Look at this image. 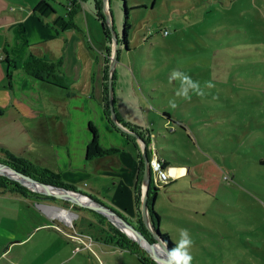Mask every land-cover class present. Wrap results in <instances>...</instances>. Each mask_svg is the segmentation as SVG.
Returning a JSON list of instances; mask_svg holds the SVG:
<instances>
[{
  "label": "rangeland",
  "instance_id": "374dc122",
  "mask_svg": "<svg viewBox=\"0 0 264 264\" xmlns=\"http://www.w3.org/2000/svg\"><path fill=\"white\" fill-rule=\"evenodd\" d=\"M108 4L114 19L111 34L118 35L121 49L120 65L111 76L117 70L126 94L147 104L142 118L143 126L154 125L148 143L151 157L155 158L157 145L171 165L184 164L190 170L187 176L163 182L168 183L165 188L159 186L155 209L161 226L173 240L180 229L189 231L194 241L192 264H264V0H108ZM127 18L129 49L122 40ZM95 50L80 55L92 75L97 69L102 74L105 63L104 51ZM121 67L129 69L134 80L123 79ZM177 68L201 83L203 97L194 95L190 101L175 97V81L169 77ZM207 81L215 87H203ZM173 98L178 103L175 109L168 106ZM118 112L122 113L120 108ZM135 118L127 120L139 124ZM39 201L64 207L57 204L61 201ZM67 209L51 206L50 211L62 210L57 214L66 218L75 215L77 224L84 221L81 213ZM147 210L140 214L153 234L156 228ZM129 264H140L130 251Z\"/></svg>",
  "mask_w": 264,
  "mask_h": 264
},
{
  "label": "crops",
  "instance_id": "0c3cea01",
  "mask_svg": "<svg viewBox=\"0 0 264 264\" xmlns=\"http://www.w3.org/2000/svg\"><path fill=\"white\" fill-rule=\"evenodd\" d=\"M99 1L0 0V148L59 173L65 182L135 222L134 193L142 143L135 136V141L130 140L121 127L127 129L128 124L151 131L154 125L143 126L147 104L133 93L126 94L117 70L111 79L117 107L114 122L121 129L105 114V88L107 84L109 88L110 77H105L104 70L110 66L115 48L113 37L105 38L98 12L112 26L114 19L108 0ZM93 46L97 52L104 51L102 74L97 69L92 75L80 58L94 51ZM107 47H111L110 56ZM33 59L45 61L60 85L31 74L27 62ZM120 70L123 79L131 78L129 69ZM133 115L139 124L127 120ZM91 125L102 148L119 150L88 157L94 136ZM155 149V156L170 161L157 145ZM186 167L168 166L169 179L187 176ZM38 202L16 192L0 191V264H129V250L106 240L95 215L78 211L84 221L69 225L54 216L51 205L39 206Z\"/></svg>",
  "mask_w": 264,
  "mask_h": 264
},
{
  "label": "trees",
  "instance_id": "16d2710c",
  "mask_svg": "<svg viewBox=\"0 0 264 264\" xmlns=\"http://www.w3.org/2000/svg\"><path fill=\"white\" fill-rule=\"evenodd\" d=\"M97 1H99V0H97ZM98 3H100V1ZM98 14L102 18V30H103V33L105 35V38L108 40H111L112 39V35H111L112 28L108 25L103 13L98 12ZM129 28H130V23H129V20L127 18L124 22L122 40L128 49H129V40H128ZM118 42H120V40H118ZM120 50H121L120 48L117 49V54H119ZM107 55H109V56L111 55V47H107ZM7 62L10 63L9 60ZM46 67H47V63L45 61H43L42 59H33V60L27 62L28 70L36 78H39V79L46 81V82H49V83L58 84L54 81L55 74L52 72H49L46 69ZM109 70H110V66L107 65L105 67V70H104L105 71V77H107V79H108V74H110ZM58 85H60V84H58ZM112 86H113V80H112ZM108 91H109V88H108V84H107V86L105 88V100H104L105 114H106L108 120L113 124L114 127L117 126L119 129H121L113 121V119L111 117ZM164 115H166V117H168V119L171 118V115L167 112H164ZM167 122L170 125L169 120H167ZM125 126L127 127V129H129V131L137 132L139 134V136L146 143L145 150H146V155L148 156V160H149V164H150L152 157H151V150L148 149V143L151 142L152 132L149 129L145 130L144 127H134V126H129L128 124H125ZM91 130H92L94 136H93L91 143L88 146V154H87L88 157H93L95 155L111 154V153H115L116 151L119 150L118 148H115V147L102 148L98 144L97 130L92 125H91ZM126 135L129 137L130 140L135 141L136 138L134 136H132L130 133H126ZM156 141H157V139L155 137L154 142H156ZM159 151H160V149H159ZM159 158H161V157H159ZM161 159H163L162 160L163 167L167 168L168 166L171 165L170 161H167L164 158H161ZM0 161L10 165L11 167H13L19 171H22V172L32 176L33 178H35L39 181L49 183V184H53V185L60 186V187L78 190L74 184L65 182L61 178L59 173H54L48 169L39 167V166L33 164L30 160H28L24 157L18 156L17 154H14L9 149L3 148V147L0 148ZM138 162H139V167H138V173H137V178H136V183H135V193H134L135 194V204L137 207V214H136L137 216L135 218V222L133 220H130V219H127V220L129 222H131L135 227H137L140 231H142L144 233V235L147 236V238L151 242L152 241L154 242V241H156V238L154 237L153 234H150L148 229L145 227L143 220H142V217H141V214H140L142 212V184L144 181V172H145V163H144L143 156H142V148H140V147L138 149ZM187 169H188V172H190L189 168H187ZM150 172H151V177H150L149 187L147 190V208H148L149 217H150L151 221L153 222V224L155 225L156 230L159 229L158 236L163 240L164 243H166L167 247L172 249L175 247V241L173 240L172 235L170 234V231L168 229H164L161 226V214H159V212L155 209V201H156V198L158 195V190L160 188L159 186L162 184V187L165 188L168 185V183L163 185V182L162 183L158 182L156 184L153 180L151 168H150ZM0 191L1 192H7V191L16 192V193H18L24 197H29V198L37 199V200H48V201L54 202V203H57V201H61L63 204H61V203H57V204H60V205L67 207V208H72L76 212L81 211V210L88 211L92 215H95L96 218L99 220V223L102 226L101 232L106 235V238H107L106 240H109L110 242L115 243L119 247L125 248V249L129 250L130 252L134 253L137 256L140 264H156V262L147 254L146 251H144L142 248H140L137 243H135L133 240L128 238L125 235V233H123L118 227H116L104 215H102L99 212H96L92 209L81 206L79 204L72 203L68 200H61V199L59 200L58 198H56L54 196H46V195H42V194H37V193L31 191L30 189H28L26 186L19 183L18 181L11 179L9 177H6L4 175H0Z\"/></svg>",
  "mask_w": 264,
  "mask_h": 264
},
{
  "label": "water",
  "instance_id": "95a60500",
  "mask_svg": "<svg viewBox=\"0 0 264 264\" xmlns=\"http://www.w3.org/2000/svg\"><path fill=\"white\" fill-rule=\"evenodd\" d=\"M110 25V24H109ZM110 27L113 30L112 25H110ZM117 34H112L113 37V43H114V53L111 59V63H110V78H109V91H108V98H109V104H110V112H111V117L113 119V121H117L116 117H115V109H114V103H113V86H112V73L115 69V67L117 66V59H118V54H117V49H118V39H117ZM120 125V124H119ZM124 131H127L128 133L132 134L133 136L137 137L140 141H141V148H142V156H143V160L145 163V172H144V182L143 185L145 184L146 187H149V183H150V177H151V172H150V167H149V160H148V156L146 155V143L144 142V140L139 136L138 133H136L135 131H129L128 129H126L125 127H121ZM0 165L6 169H11L12 171H14L17 175H19L20 177H14L12 175H9L3 171H0V175H4L6 177H9L11 179H14L16 181H18L19 183H21L22 185L26 186L28 189H30L31 191L37 193V194H42V195H46V196H54L56 198H62L65 200H69L72 203H76L79 204L81 206L93 209L103 215H105L106 217H108L109 220H111L113 222V224H115L121 231L125 232L133 241H136L143 249H145V251H147L149 253V255L151 256L152 259L155 260V262L157 264H159V262L154 258V256L151 254V252L144 247L137 239H135L133 236L129 235L120 225H118L109 215V213H111L112 215L116 216L117 218H119L124 224H126L127 226L131 227L136 233H138L144 240L147 241V243L151 246L154 247L157 244H164L163 240L158 236V231L159 229H157L155 232H153L154 237L156 238L157 242H151L142 231H140L137 227H135L131 222H129L126 218H124L120 213H118L115 209L111 208L110 206L100 202L99 200L95 199L94 197H92L91 195H89L88 193L79 191V190H75V189H69V188H65V187H60V186H56L53 184H49V183H45L42 181H39L35 178H33L32 176L19 171L13 167H11L10 165L1 162L0 161ZM27 178L39 183L40 185L46 186V187H51L53 188V190L51 191H38L35 190L33 188H31L27 183L26 180ZM57 190V191H56ZM148 190V189H147ZM147 190L146 193L144 194V197L142 198V213L145 214V210H147ZM71 194L74 196V198L71 196ZM77 196H82L85 197L89 200L90 203L88 202H83L80 200L75 199ZM41 204H45V205H51V206H56L59 208H63L66 210H69L67 208L61 207V206H57L54 204H49V203H44V202H38V205L41 206ZM147 215L149 217L148 214V210L146 211ZM146 222V219H145ZM167 247V246H166ZM168 250H171L169 247H167Z\"/></svg>",
  "mask_w": 264,
  "mask_h": 264
},
{
  "label": "clouds",
  "instance_id": "9594fccd",
  "mask_svg": "<svg viewBox=\"0 0 264 264\" xmlns=\"http://www.w3.org/2000/svg\"><path fill=\"white\" fill-rule=\"evenodd\" d=\"M170 82L175 81L176 91L175 97L181 100L190 101L194 95L204 96L202 85L199 81L194 80L187 72L177 68L172 71L169 77ZM203 87L213 88L214 83L211 81L205 82ZM168 106L171 109L178 107L177 100L175 98L170 99ZM175 241V247L168 250L166 243L158 244L157 247H162L166 254V264H192L193 256L191 249L194 241L187 229H180L177 239Z\"/></svg>",
  "mask_w": 264,
  "mask_h": 264
},
{
  "label": "bare ground",
  "instance_id": "6f19581e",
  "mask_svg": "<svg viewBox=\"0 0 264 264\" xmlns=\"http://www.w3.org/2000/svg\"><path fill=\"white\" fill-rule=\"evenodd\" d=\"M0 171H3L9 175H12L14 177H17L19 178L20 176L17 175L14 171H12L11 169H6L4 167H2L0 165ZM21 178V177H20ZM26 183L33 189L35 190H38V191H51L53 190V188L51 187H46V186H43V185H40L39 183L27 178L26 180ZM57 191V190H56ZM71 196L74 198V196L71 194ZM75 199L77 200H80V201H83V202H89V200L85 197H80V196H77ZM53 208L56 207V206H52ZM52 208V210H53ZM59 208V207H58ZM63 209V208H62ZM66 210V209H65ZM57 211H62V210H56V213H54V216L59 218V219H62V220H65V221H68L69 223L71 222V220L73 219V217L75 216H72L71 218H66V217H62L60 216L59 214H57ZM70 211V210H69ZM54 212V211H53ZM72 212V211H71ZM73 213V212H72ZM74 214V213H73ZM110 217L118 224L120 225L129 235L133 236L135 239H137L144 247H146L150 252L151 254L154 256V258L159 262V264H166V254L163 250L162 247H157V245H155L154 247H151L146 240H144L138 233H136L131 227L127 226L126 224H124L119 218H117L116 216L112 215L111 213H109Z\"/></svg>",
  "mask_w": 264,
  "mask_h": 264
},
{
  "label": "built area",
  "instance_id": "2783aa9c",
  "mask_svg": "<svg viewBox=\"0 0 264 264\" xmlns=\"http://www.w3.org/2000/svg\"><path fill=\"white\" fill-rule=\"evenodd\" d=\"M164 34H168V30H164ZM1 53H0V59H1ZM161 158L158 156H155V158H152L149 164V167L151 168L153 180L157 184L158 182H165L169 179V172L168 168L163 167ZM66 224L73 225L72 221L69 223L68 221L62 220Z\"/></svg>",
  "mask_w": 264,
  "mask_h": 264
}]
</instances>
